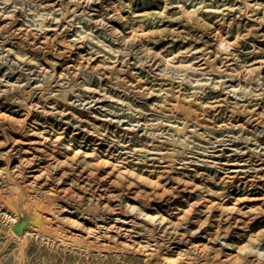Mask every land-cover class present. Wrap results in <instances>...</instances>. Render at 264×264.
Instances as JSON below:
<instances>
[{"label":"rangeland","instance_id":"rangeland-1","mask_svg":"<svg viewBox=\"0 0 264 264\" xmlns=\"http://www.w3.org/2000/svg\"><path fill=\"white\" fill-rule=\"evenodd\" d=\"M19 105L49 176L0 180V264H264V0H0V179ZM103 192L137 225L97 241Z\"/></svg>","mask_w":264,"mask_h":264},{"label":"bare ground","instance_id":"bare-ground-1","mask_svg":"<svg viewBox=\"0 0 264 264\" xmlns=\"http://www.w3.org/2000/svg\"><path fill=\"white\" fill-rule=\"evenodd\" d=\"M5 30H8L10 28L9 25H5L4 26ZM17 48L19 50H22L23 48V45L25 44L24 40L21 38V37H17ZM35 50H37L36 48H34ZM20 53V52H19ZM51 67V65H50ZM51 68H54L53 66ZM204 68L205 69H208V68H212V65L209 64L208 61L204 62ZM45 102V99H42V102ZM66 104V103H64ZM171 108L175 109V110H181L183 111V114L185 116V119H186V122L188 121H193L194 120V115L191 111L190 108L188 107H185V105H183L180 101H173V103L170 104ZM19 111V112H18ZM18 111H16L17 113H20V111L24 112V113H21L23 116H26L24 119H23V122H19L20 124V128L18 130H13L11 131V140H12V143H11V151H14V153L17 154L16 157L12 158L14 159L13 161H11V174H7L5 177H3L2 179H0L1 181L4 182H7L9 181V179L11 178V181L15 178L16 180L20 181L21 184L25 185V188L28 189V190H31V189H35L36 185L31 182L32 179L34 180H39L41 179L43 176L45 175H48V172H49V165L48 166H43V167H40V168H36V165H32V166H29L27 165V162H25L24 160V157L25 156H29L31 155L32 157H35L37 156L38 154H43L46 150L43 146L42 143H39L37 142L36 140L33 139V135L35 136L37 134V131L36 130H30V129H27L25 126H27L26 124H28V121L32 118V115L30 113V111H28V107L26 106V109L23 105H19V108H18ZM27 134L31 137H27ZM16 151V152H15ZM11 159V160H12ZM17 162L18 164L16 166H14L13 168V163L14 162ZM15 162V163H16ZM2 166H5L7 167L6 163H5V160L4 159H1L0 158V167ZM39 172V174H38ZM93 176L88 173V175L85 177L86 180H84L82 186H84L86 188V193H90L91 196H93L96 192L95 190L93 189V186L91 185V183H93L91 181V178ZM234 178L237 177V175H234L233 176ZM100 180H102L103 178L102 177H99ZM108 181L105 182V179H103V184H108L107 183ZM106 190V189H105ZM102 191V190H101ZM105 192V191H104ZM102 193L100 195L101 197V200L103 199L104 201H106V204L103 206V211L106 213V214H109L110 217L112 218V222H108L106 221L105 218H103L102 216L101 219L98 217V214L96 213H93L91 216H90V220L93 221L92 223L96 224V232H90L88 233V235L91 237V236H94L95 239L97 241H100V240H103L106 238L105 234L106 233H103V231H111V230H116L117 231V235L120 237V236H124L125 233H122V231L126 228H129L131 227L130 229H134V226L137 225L136 221H134L133 219L130 220L129 216H126L122 213H119L117 212V209H114L112 207V197L111 195H105V193ZM153 208H150V209H155V204L152 206ZM210 210L211 212H220V206L216 207V205H212L210 207ZM235 210V209H234ZM234 210H231L228 211V214H232L234 212ZM134 212L135 211V208H131V212ZM112 212H115L111 215ZM195 210L192 208L188 214H192L194 213ZM88 215V214H87ZM114 216H116L114 218ZM185 218V216L183 217V219ZM88 219V217H87ZM182 219V220H183ZM146 224H149L151 227H154L156 225V222L159 221V220H163L161 217L157 216V215H149V214H146L144 215V219H143ZM100 222H104V223H108L110 224L109 227L105 228V226H101L100 225ZM107 224V225H108ZM112 224V225H111ZM177 224V227L179 229H182V227H185L187 224L186 223H182L181 222V219L176 223ZM2 225H0V228H1ZM103 229H106V230H103ZM21 230V229H20ZM94 234V235H93ZM194 237H197L199 236V234L196 232L192 233ZM145 238L147 239V241H151L153 240V235L152 234H149V233H146L145 234ZM193 236L191 238H193ZM199 238V237H198ZM186 239V240H185ZM181 238L179 240H177V237L176 236H172L171 239H170V244H175V245H183L184 243H193V240L189 238ZM23 240V239H22ZM106 240V239H105ZM199 240H202V238L200 237ZM195 241V240H194ZM124 242V241H123ZM121 242L123 245L124 243ZM97 243H100V242H97ZM119 244V242H118ZM121 244V245H122ZM195 245V249H199L200 248V244L199 243H194ZM202 246V245H201ZM110 247H108L107 245L105 244H91L87 241V244L85 246V249L87 252L91 251L90 253H87L86 255H90V254H97L95 256L99 257V255H101V252H105L104 250H109ZM169 247L166 246L165 243H160V242H156L155 243V246H154V252L157 253L159 255V258L158 259H171L169 258L168 255H170V250L168 249ZM201 250V248H200ZM202 251V250H201ZM80 254H83L80 252ZM63 258V263H67V262H71V263H76V264H81V260H86L84 263H87V264H90L91 263V259L90 258H85V259H80V257L76 258V261H71L69 260L71 256H68L66 254H62L61 255ZM94 256V257H95ZM102 258V256H100ZM97 262V260H95ZM100 263H103V261H101Z\"/></svg>","mask_w":264,"mask_h":264}]
</instances>
